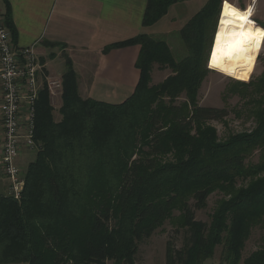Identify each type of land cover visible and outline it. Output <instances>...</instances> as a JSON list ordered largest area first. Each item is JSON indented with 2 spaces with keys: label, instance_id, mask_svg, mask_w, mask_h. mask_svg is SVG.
<instances>
[{
  "label": "trees",
  "instance_id": "obj_1",
  "mask_svg": "<svg viewBox=\"0 0 264 264\" xmlns=\"http://www.w3.org/2000/svg\"><path fill=\"white\" fill-rule=\"evenodd\" d=\"M184 1L148 0L143 26ZM222 1L208 0L178 32L182 56L147 33L105 47H140V79L121 103L82 97L66 57L60 118L43 89L23 190L0 194V264H136L139 244L168 221L186 236L181 248L167 242L166 264H200L220 244L222 264H264V246L243 258L252 230L264 229V75L228 90L251 96L250 130L220 138L212 121L230 110L201 103ZM155 69L170 73L155 83ZM215 192L224 196L211 221H199Z\"/></svg>",
  "mask_w": 264,
  "mask_h": 264
},
{
  "label": "crops",
  "instance_id": "obj_2",
  "mask_svg": "<svg viewBox=\"0 0 264 264\" xmlns=\"http://www.w3.org/2000/svg\"><path fill=\"white\" fill-rule=\"evenodd\" d=\"M147 1L0 0V14L10 15L16 45L37 43L46 74L50 75L48 57H63L65 60L69 57L77 73L82 97L121 103L134 92L140 79V70L136 67L140 47L114 48L107 53L103 52L105 47L141 33L169 41L172 33L180 31L208 0L176 3L157 23L145 27L143 16ZM250 4L239 7L246 9ZM65 72L57 78L62 79ZM167 76L165 73L159 75L158 82ZM58 99L59 105L54 106L56 118H60L61 96ZM51 101L54 105L56 99ZM3 138L0 114V194L9 195L10 181L3 171L1 157ZM30 151L27 147L21 150L18 165Z\"/></svg>",
  "mask_w": 264,
  "mask_h": 264
},
{
  "label": "rangeland",
  "instance_id": "obj_3",
  "mask_svg": "<svg viewBox=\"0 0 264 264\" xmlns=\"http://www.w3.org/2000/svg\"><path fill=\"white\" fill-rule=\"evenodd\" d=\"M224 1V0H223ZM222 1V2H223ZM237 6H245L250 4L251 0H229ZM222 7V6H221ZM247 8V7H246ZM245 9V8H243ZM254 19L264 25V0H257L254 8ZM218 27V26H217ZM259 28L264 30V27L259 24ZM179 32V31H178ZM178 32L172 33L168 43L175 52L176 56L184 55L185 49ZM215 35V34H214ZM48 69L50 76L59 77L66 70V60L63 57H48ZM211 69V68H210ZM169 74L170 69L153 71V82L158 83L159 75ZM264 75V46L258 58L257 66L251 77L248 79L233 78L211 69L206 77L201 89V103L204 106L211 107H227L230 110L229 116L225 121H212V124L217 127L220 138L225 139L231 133H237L244 130H250L255 127L254 117L249 116L250 110L254 108V103L250 102V95L246 91L232 93L229 92L233 81L249 82L256 80ZM246 93L244 97L243 94ZM226 94V97L224 96ZM59 99L56 98L54 106L59 105ZM240 112V115H237ZM28 155L24 156L23 163L19 164L21 172L25 175L28 164L34 160L37 155L36 146L30 148ZM259 153L255 154L253 159L258 161ZM264 175V174H263ZM223 194L219 192L213 193L208 199L206 208L196 212V217L199 221L209 223L211 215L214 213L218 201L223 198ZM186 233L183 230H177L169 221L162 227L158 228L154 234L145 239L139 244V250L136 255V264H166V249L167 242L172 241L176 248H181L185 241ZM264 246V229L255 227L252 230L251 236L246 242L243 251V258L248 257L251 253ZM224 246L220 244L216 246L212 258L203 260L200 264H222ZM7 264H27L26 262H16ZM107 264H114L113 260L107 261Z\"/></svg>",
  "mask_w": 264,
  "mask_h": 264
},
{
  "label": "built area",
  "instance_id": "obj_4",
  "mask_svg": "<svg viewBox=\"0 0 264 264\" xmlns=\"http://www.w3.org/2000/svg\"><path fill=\"white\" fill-rule=\"evenodd\" d=\"M45 88L54 101L62 95L63 80L46 74L37 43L15 44L6 17L0 14V114L4 128L1 157L10 181L9 195L16 198L24 187L17 159L23 148L36 146L37 101Z\"/></svg>",
  "mask_w": 264,
  "mask_h": 264
},
{
  "label": "bare ground",
  "instance_id": "obj_5",
  "mask_svg": "<svg viewBox=\"0 0 264 264\" xmlns=\"http://www.w3.org/2000/svg\"><path fill=\"white\" fill-rule=\"evenodd\" d=\"M256 1L252 0V3L243 9L227 0V4L230 5L229 14H226L225 0L223 1L208 61L209 68L233 78L248 79L251 77L264 46V30L259 28V24L254 19ZM231 9H235L238 14H243L246 19L240 20L236 15L230 14ZM227 21L230 23H226ZM234 32H243L246 35L232 36ZM218 36L220 37L219 48L217 46ZM235 41H241L239 49L229 56L226 54L227 45Z\"/></svg>",
  "mask_w": 264,
  "mask_h": 264
},
{
  "label": "snow or ice",
  "instance_id": "obj_6",
  "mask_svg": "<svg viewBox=\"0 0 264 264\" xmlns=\"http://www.w3.org/2000/svg\"><path fill=\"white\" fill-rule=\"evenodd\" d=\"M230 9V5L227 4V0H225V10H226V14H229L228 10ZM250 11V10H249ZM232 15H236L238 19L240 20H244L246 19V17L243 14H238L237 11L235 9H231V13ZM226 23H230V21H227ZM246 34L241 32V33H232V36H245ZM241 43V41H235L232 43H229L227 45V52L226 54L231 56L236 50L239 49V44ZM217 46L218 48L220 47V37H217ZM213 59L215 61L216 57L215 55L213 56Z\"/></svg>",
  "mask_w": 264,
  "mask_h": 264
}]
</instances>
